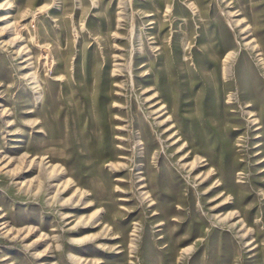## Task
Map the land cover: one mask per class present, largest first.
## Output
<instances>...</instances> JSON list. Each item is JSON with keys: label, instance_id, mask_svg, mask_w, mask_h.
Here are the masks:
<instances>
[{"label": "rangeland", "instance_id": "1", "mask_svg": "<svg viewBox=\"0 0 264 264\" xmlns=\"http://www.w3.org/2000/svg\"><path fill=\"white\" fill-rule=\"evenodd\" d=\"M261 44L264 0H0V264H264Z\"/></svg>", "mask_w": 264, "mask_h": 264}, {"label": "bare ground", "instance_id": "2", "mask_svg": "<svg viewBox=\"0 0 264 264\" xmlns=\"http://www.w3.org/2000/svg\"><path fill=\"white\" fill-rule=\"evenodd\" d=\"M242 28H243V26H242ZM259 46L260 45H256V48H257V50L258 49H261V51H263V58L261 59V62H262V65L264 67V44H261V47L260 48H259ZM151 83H152V81H151ZM149 92H150V90H147V93H149ZM157 98H159V97L156 96V94H152V96L149 97V99L147 101H154ZM152 105H154L153 107H156L155 105H157V103H154ZM160 106H162L161 109H164L166 111V112L163 113V115L164 114H167L168 111H169L168 108L165 105H160ZM183 106L184 105H180V108L183 109L182 108ZM255 107H256V105L255 106H252V108H255ZM260 108L262 109V106H260ZM263 111H264V108L262 109V112ZM176 114H177V112L175 111L174 115H176ZM194 116L197 117V115H196L195 112H194ZM258 116H259V114H258ZM183 119H184V117H181L180 120H178V121H182ZM254 119L256 121V124L258 126H260V124H261V116H259V118H254ZM169 120H170L171 129L168 130L165 134H163V136H167L168 138H170L171 135H169L168 132H172L174 134V136H178V140L176 142V144L178 145V144H180V142L183 141L184 136L182 135L181 132L178 131L177 126L175 125V123L177 122V120L175 119V117L169 116ZM211 124L212 125H210V126L206 125L203 129L196 128V127H194L192 125L193 126V130L188 134V136L186 135L187 137L185 138L186 139L185 145L183 147L181 145L180 147L177 148L178 149V152L177 153H184L182 156H180V158L182 159L181 161L183 163H185L186 161L190 160L193 157V155H195V154L198 155L199 158L200 157L202 158L201 155L204 154L205 150L202 147H200V146L199 147H195L196 145L193 144L195 142H193L192 140L195 139L196 142L199 143L200 136H201V134H203V131H201V130H205L206 133H209L215 127L220 126V124H214V123H211ZM216 129L218 131V128H216ZM256 129H257V131H260V130H262V127H257ZM233 133H234V131L230 130L229 127L225 131V135H227V136L232 135ZM140 135H141L142 138H144L143 132L140 133ZM188 138L189 139L192 138V139L191 140H188ZM170 148L172 150L174 149L172 147H170ZM226 148H227V150H229V154H230L231 160L232 161H235L236 160V156H237L238 153L235 152V151L230 152V149L232 148V146H230L228 143H226ZM147 149H148V145L145 147V150H147ZM262 153L263 152H260V154H262ZM176 156L177 155H175L174 158ZM61 161L63 162V164H67L69 162L68 154L65 155V156H63V158L61 159ZM213 162L214 161L212 160V157L208 156V157L205 158V164L201 165L200 168L199 167L196 168L195 165H196L197 161L194 158L189 163V171H192V173H195L193 171H196L198 169L206 170V168H208V166L211 165ZM262 164L264 165V160L262 161ZM219 169H220V172L218 171ZM219 169L218 168L217 169L216 168L214 169L216 171L215 172V175H209L208 181L210 179H212L213 177H215V176L216 177L220 176L221 168H219ZM147 173H148L149 176L151 175V172L150 171H148ZM163 174H165V173H163ZM208 174H210L209 170L206 171V175H208ZM263 175H264V171L261 172V176H263ZM261 179H263V178H261ZM143 181H144L143 182L144 183V186L143 187H147V188L156 187V185L158 184V182L151 181L148 178H146ZM203 183H205V182H203ZM221 189H224L226 192H228V190H226V188L223 187V183L220 184L219 186L215 187L214 188V191L217 192V191H219ZM176 190H177V188L175 190H171L169 192H166L164 194H161V196H163L165 202L168 201V202H171V203L168 204V205H163L162 208H161L162 210L160 211L159 214L155 215V218H158V219H167L168 216H170V214H172V213H184L183 210H181V209L178 210V209H175V207H174V203L183 201L182 198L176 196V194H175L176 193ZM226 192H224L221 197H223L226 194ZM241 193L236 194L238 200L237 199L236 200L232 199V201L230 203H228V205L226 207L227 208L228 207L229 208H231V207L233 208L236 205L238 206L239 203L242 200ZM185 202L187 203L186 199H185ZM188 203H189V198H188ZM158 206H159V204H158ZM239 212H241V211H239ZM233 214H234L233 212H230L227 216H230L231 217ZM189 219H192L193 220L194 218L189 217ZM163 225H164L163 229L160 230L161 233L164 232L165 230L167 232H169V230L171 228V222L169 221L167 224L164 223ZM193 236H194V233H189V234H187V237L185 239H181V238L180 239H177V240H174L173 238L169 239L170 242L167 243V244H165L162 248H160L158 250V252H162V251L163 252H167V255L165 256L166 258H165V260H163V261H166V262H164V264H170L171 260L173 259V257L175 256L176 252L178 251L177 248L180 245H182L185 242H187L190 239V237H193ZM123 238H125L124 233H123ZM160 238L165 241V237L160 236ZM164 241H163V243H158V244H164Z\"/></svg>", "mask_w": 264, "mask_h": 264}]
</instances>
